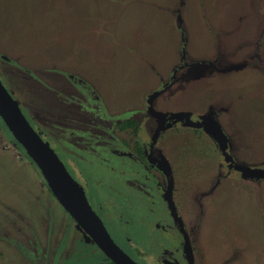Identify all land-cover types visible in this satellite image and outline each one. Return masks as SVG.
<instances>
[{
    "label": "rangeland",
    "instance_id": "obj_1",
    "mask_svg": "<svg viewBox=\"0 0 264 264\" xmlns=\"http://www.w3.org/2000/svg\"><path fill=\"white\" fill-rule=\"evenodd\" d=\"M175 70L181 75L154 110L197 122L222 108L237 163L264 166V0H0L5 85L77 177L86 172L108 189L111 215L127 218L143 199L125 185V172H133L116 152V122L138 120L134 142L150 144L159 120L149 107ZM7 128L0 119V264H100L99 248L42 188ZM156 150L175 177L198 263L264 264V180L241 178L205 131L182 123L165 130ZM154 214L159 224L168 212ZM109 232L143 261L118 228ZM135 233L132 242L145 256L154 245Z\"/></svg>",
    "mask_w": 264,
    "mask_h": 264
},
{
    "label": "flooded vegetation",
    "instance_id": "obj_2",
    "mask_svg": "<svg viewBox=\"0 0 264 264\" xmlns=\"http://www.w3.org/2000/svg\"><path fill=\"white\" fill-rule=\"evenodd\" d=\"M182 61H184V59ZM180 67H182V70H184L185 69L184 67H187V65L180 66ZM181 71L175 70L173 73V76L169 79L170 81L165 82L164 85L161 84L160 91H158L159 94H157L153 98L154 101L152 100L151 102V106L149 107L150 113L154 117H156L157 120H159V123H158L156 130L155 131L152 130L151 133L148 134L149 135L148 138L151 139L150 144H146L142 146V144H140L138 141L137 142L139 144H137V142H134V140L138 138L139 133H140L139 124L137 128L134 127L133 129L123 130L120 128L123 121L118 120L116 122V124H118L115 130L116 139H114L116 143V147H117L116 152L117 154H123L122 159H124L127 164H131L130 166L124 165V168H128L131 170V172H133L131 175H128L123 170V172H125L127 176V178H125V181H126L125 185L127 186L128 189L135 190L137 194L143 198L137 201L133 200L135 201L134 207L132 210H127V211H130L127 218L122 216L121 211H118L117 213L112 214V215L109 213L108 209L115 205V198L108 195L109 192L106 187L102 189L100 187V185L102 184L99 183V181L97 180L94 181V179H91V177L86 172H85L86 175L82 174L83 180L79 179L76 173L74 172V170L72 169V167L68 164L69 173L75 179L78 186L84 190L85 195L89 201V204L91 205L92 209L97 213V215L103 220L108 231H110V227L118 228L119 232L123 234L125 238V242L127 243V245H129L128 247L133 248L134 249L133 251L135 252V254L136 252H138V254L136 255L143 260L140 262L142 264H199L196 259L197 249L194 246L195 240H193L194 238H192V234L187 230L184 220L180 214L179 206L177 204L175 177L173 176V173L170 172L167 164L162 160L161 154L157 152L156 150L157 143L159 142L165 130L174 128V126H176L178 123L185 124V126L194 128V130L196 128V129H200L201 132L204 131V129L197 128L194 125V124L201 123L200 118L197 120V122L190 121V118H192L191 114L184 113L188 115V117L187 116L181 117L182 114H179L178 116H173V115L169 116L163 113H158L154 110L153 104L156 103L155 99L158 96L162 97L165 90L167 88H171V86L174 85V82H175L174 80H178L177 75H178V72L181 75ZM182 74L183 75L181 78H183L184 75H186L185 72ZM211 110L215 111L216 113L215 116L218 118V120L221 123L220 116L222 112H224V110L222 108H216V107L215 108L212 107ZM155 114H161L165 116H162L163 118H159ZM136 121L138 122V120ZM125 134L129 138L127 137L125 139L124 138ZM42 136L44 138L43 134ZM45 140L47 141V139ZM228 140H229L228 151L234 157L235 162H237L234 154L231 152L232 143L229 137H228ZM48 143L60 156L61 152L59 151L60 152L59 153L51 142H48ZM114 146L115 145H110L109 147L115 149ZM119 146H123L125 148V151L122 152L123 148L119 149ZM96 147L104 148L106 147V145L97 144ZM218 150H219V146H218ZM105 162H107L106 159L100 158L98 164H105ZM227 165H229L228 168L231 171L232 170L235 171L234 164L227 163ZM220 168L224 169L222 164ZM261 168H263V166H261ZM89 169H91V167ZM137 172H142V177L141 175H137L136 174ZM236 172L237 171H235V173ZM237 173L240 174L239 172ZM131 177H135L137 179L129 180ZM226 177H228L227 174H226ZM240 177L242 178L241 174H240ZM172 179H173L172 188H170L169 181L172 182ZM215 182H218V180H216ZM128 189L125 192V195H127V197L129 196V192H130V190ZM131 193H133V191H131ZM97 195L98 196L102 195V196L100 199H97L96 198ZM92 201H94L97 209H95V207L93 206ZM136 204H138V206H141L144 209V211H141L142 214L140 213V211L134 212ZM153 204H156L155 210L151 209V205ZM118 206L122 207L121 205H118ZM160 208H162L164 212L166 211L168 212V215H165L166 221L164 223H159V224L158 222L154 223L155 221L154 212H156ZM116 210H118V207L116 208ZM144 212L146 215L144 214ZM146 228L147 229L154 228L156 232L154 234L152 233L147 234L148 231H146ZM171 230H172V233H171ZM136 231H137L136 237H141V235H143L142 233H144L148 241V242L146 241L145 244L154 245L153 248H149L148 250L146 248V250H143L144 253L146 254L145 256L142 255L141 250L137 248L139 245L136 244L135 246L134 243L132 242L131 235L135 236L134 234H136L135 233ZM165 233L167 234L171 233V236L169 237L170 239L167 238V236H165ZM155 247L159 249V251H157L156 253L157 256L149 255L151 253H154L152 250Z\"/></svg>",
    "mask_w": 264,
    "mask_h": 264
},
{
    "label": "water",
    "instance_id": "obj_3",
    "mask_svg": "<svg viewBox=\"0 0 264 264\" xmlns=\"http://www.w3.org/2000/svg\"><path fill=\"white\" fill-rule=\"evenodd\" d=\"M0 75V118L20 143L34 167L45 180L49 191L82 231L114 264H142L134 260L115 242L103 220L92 209L85 192L69 173L59 154L30 122L18 100ZM211 110L194 124L218 144L225 162L234 164L235 171L247 180H264V166L251 167L235 162L229 153V140L222 124ZM163 118L161 114H155ZM188 117L182 114L181 117ZM162 130V129H161ZM160 130V131H161Z\"/></svg>",
    "mask_w": 264,
    "mask_h": 264
},
{
    "label": "trees",
    "instance_id": "obj_4",
    "mask_svg": "<svg viewBox=\"0 0 264 264\" xmlns=\"http://www.w3.org/2000/svg\"><path fill=\"white\" fill-rule=\"evenodd\" d=\"M19 102V101H18ZM20 103V102H19ZM21 104V103H20ZM22 106V105H21ZM23 108V107H22ZM1 119V118H0ZM29 120H30V122L32 123V121H31V119L29 118ZM138 122L136 121V120H128V121H124L122 124H121V126H120V128L121 129H123V130H127V129H133L134 127H136L137 128V126H138ZM5 127H6V125H5ZM8 129V128H7ZM11 134V133H10ZM12 135V134H11ZM12 137H13V144H14V146L17 148L16 150H19L18 148H20V153L25 157L26 156V160L29 162V164L31 165V166H33L34 167V165L32 164V162L30 161V159L28 158V156H27V154H26V152L24 151V149H22V146L20 145V143L15 139V137L12 135ZM21 150H23V151H21ZM60 155H62L63 156V159H62V157H61V159H62V161L64 162V164H65V166L67 167V169H69V167H68V163L66 162V156L64 155V154H60ZM65 159V160H64ZM34 169V171H35V173L37 174V177H39V179H40V181H41V185H42V188H44V190L47 192H49L50 193V195H52L51 194V192L49 191V188H48V186H47V184H46V182H45V180L43 179V177H42V175L40 174V172L34 167L33 168ZM100 250V249H99ZM101 251V250H100ZM101 253H102V255H103V259H102V261H101V263L100 264H114L110 259H108L107 257H106V255L101 251Z\"/></svg>",
    "mask_w": 264,
    "mask_h": 264
}]
</instances>
